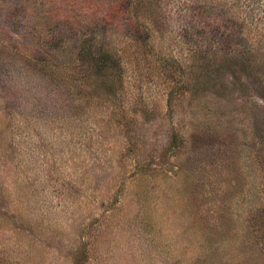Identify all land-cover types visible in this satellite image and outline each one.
Here are the masks:
<instances>
[{"label":"rangeland","instance_id":"obj_1","mask_svg":"<svg viewBox=\"0 0 264 264\" xmlns=\"http://www.w3.org/2000/svg\"><path fill=\"white\" fill-rule=\"evenodd\" d=\"M0 264H264V0H0Z\"/></svg>","mask_w":264,"mask_h":264}]
</instances>
